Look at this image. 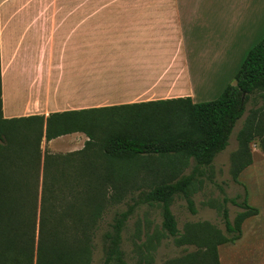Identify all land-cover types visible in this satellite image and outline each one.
<instances>
[{"label":"trees","instance_id":"obj_1","mask_svg":"<svg viewBox=\"0 0 264 264\" xmlns=\"http://www.w3.org/2000/svg\"><path fill=\"white\" fill-rule=\"evenodd\" d=\"M234 81V86L227 85L210 102L192 103L185 98L12 120L2 118L0 91V264H32L36 238V264H90L96 220L105 207L120 199L106 197L103 188L115 187L108 177L132 164L139 171L150 170L148 177L140 178L139 186L149 190L142 191L126 212L116 214L103 238V264H126L120 234L134 210L143 206L160 208L162 231L179 238V245L198 248L164 264H219L218 247L239 241L244 222L259 214L248 205L246 195L223 197L224 205L240 210L230 221L227 208L222 209L224 233L204 223L201 232L194 229L197 224L188 225L191 234L183 240L171 205L174 197L181 196L188 211L196 213L191 188L226 150L234 127L253 99H259L262 106L249 113L238 132L232 181L242 186L239 175L252 165L249 145L254 139L259 138L264 154V37L247 52ZM74 133L89 139L84 155L75 156L77 160L72 155L65 161L64 156L42 153L43 139L49 143ZM72 162H77L80 176L87 174L86 182L71 181ZM62 165L65 171L57 172ZM186 168H191L188 175L183 174ZM143 245L141 264H153L154 234Z\"/></svg>","mask_w":264,"mask_h":264},{"label":"crops","instance_id":"obj_2","mask_svg":"<svg viewBox=\"0 0 264 264\" xmlns=\"http://www.w3.org/2000/svg\"><path fill=\"white\" fill-rule=\"evenodd\" d=\"M21 1L5 0L6 16L3 14L0 27V91L4 120L33 116L46 118L51 114L185 98L196 103L199 97L208 94L219 96L227 86L225 77L230 59L223 58L218 67H212L210 58L217 53L218 48L215 44H200L196 18L191 11L196 3L191 0H162V4L169 5L168 8L159 10L137 6L130 8V13H125L131 16L132 21L134 17L139 20L145 16L146 20L136 27L161 32L176 42L173 46L146 45L133 48L132 53L137 55L131 56V60L121 65L119 60L116 61L113 79H105L104 71L92 77V16L89 8L82 13H57L51 20L54 24L50 25L49 16H44L42 12L41 1L26 6H22ZM131 4L148 6L151 3ZM200 5L204 14L208 13L204 3H198L197 8ZM211 9L212 15L218 14L219 8ZM116 14L120 15L119 18L125 15L123 12ZM131 27L135 26L132 24ZM52 29L54 34L51 33ZM191 34L195 35L194 40L185 39ZM227 34L232 39L233 50L238 51L243 41L249 38L256 44L264 36V0H227ZM182 36L184 44L179 43ZM155 52L162 55L152 56L151 53ZM64 138L68 139L69 146L77 148L66 156L72 155V159L77 160L75 156L78 153L83 152L84 155L89 141L85 134L74 133L50 142ZM40 149L42 151L41 146ZM188 164L191 165V161ZM72 165L71 181L86 182L87 174L81 177L76 172L77 162H72ZM188 169L184 170V175H188ZM149 173L150 170L139 171L132 164L128 170L115 172L108 177L110 182H115V187L106 185L103 188L104 195L120 198L111 206L120 204L125 196L138 197L142 191L148 192V188L139 186L140 178L147 174L148 177ZM76 189L83 191L81 187ZM126 223L120 234L122 251V234ZM148 234V231L144 232L140 239L145 242ZM36 249L37 238L32 264H36Z\"/></svg>","mask_w":264,"mask_h":264},{"label":"rangeland","instance_id":"obj_3","mask_svg":"<svg viewBox=\"0 0 264 264\" xmlns=\"http://www.w3.org/2000/svg\"><path fill=\"white\" fill-rule=\"evenodd\" d=\"M42 2V12L44 16H49V24H54L53 16L65 11L80 12L87 11L89 8L92 16L91 30V66L92 77L96 73L104 71L106 77L113 79L115 73V64L119 60L120 65L125 61L131 60L133 48L146 45L173 46L175 39L162 35L161 32L141 29L136 27L146 20L145 16L141 18L134 17L132 21L130 8L150 7L162 10L168 8V4H162V0H22L20 3L29 5L31 2ZM196 5L191 7L192 14L196 18L198 39L201 44L213 45L218 48L217 53L211 56L210 62L218 67L223 58L230 59L229 68L226 70L225 81L227 85H235L234 77L239 70L245 55L254 47L253 39L243 41L238 51L232 49V39L227 34V0H191ZM151 3L150 5H136L131 3ZM198 3H204L208 13L204 14ZM5 0H0V27L2 28ZM219 8L218 14H211V8ZM221 7V8H220ZM200 9V10H199ZM117 12H123L125 15L119 18ZM118 17V19H117ZM218 18V20H216ZM101 19V20H99ZM118 20V22H117ZM132 24L135 26L132 28ZM119 26V27H116ZM54 34V29L51 31ZM185 39L194 40L195 35H188ZM184 44V37L179 40ZM254 43V44H253ZM194 46V45H193ZM235 51V53H233ZM141 55V53H139ZM153 56L162 55L160 52L151 53ZM113 75L110 76V73ZM95 74V75H94ZM220 92V90H218ZM218 94H208L205 97L198 98L196 103L214 101ZM253 99V98H252ZM254 100V99H253ZM251 100L246 106L244 116L237 122L229 139V145L225 151L220 153L214 160L210 169L206 170L204 175L194 182L191 188V198L194 202L196 213L191 214L181 196H176L171 205V211L177 223L180 240L188 236L191 232L188 225H195L194 229L201 232V223L208 224L220 233H224V225L221 218V211L225 207L229 212L230 221L240 211L232 204H223V197L234 199L237 196L246 195L247 203L250 207L259 211V216L250 218L242 225V237L233 245H223L218 247L219 264H264V154L260 148L259 138L254 139L249 145L251 151L252 165L242 171L239 175V181L242 186L235 184L231 179V169L233 158L239 152L238 132L244 128L246 119L252 110L262 106L259 99ZM1 125V124H0ZM68 139L64 138L55 142H42L43 153H49L55 156H64L76 151V147L68 145ZM43 160V157H42ZM66 161V160H65ZM44 164H40L39 182L41 184ZM57 172L65 171V166L57 167ZM191 168L186 171L189 174ZM50 173L55 172L49 169ZM56 172V173H57ZM223 192V193H222ZM41 193V191H39ZM40 195V194H39ZM102 200L103 198L100 197ZM138 198L137 196H125L123 201L117 206L105 207L100 217L96 220L95 228L92 231L90 264H103L104 239L105 233L113 222V217L118 212H126L128 207ZM39 197L37 207L39 206ZM39 209V207H38ZM148 235L154 234V248L151 253L153 264H164L166 261L175 260L185 254L192 253L198 248L195 245H179V238L173 239L166 235L161 229L160 208L140 207L134 210L132 216L128 219L122 234V249L124 251V260L126 264H141L143 260L144 240L140 239L144 232ZM194 234V233H193ZM191 237V236H190ZM197 241V240H196ZM134 242V244H133Z\"/></svg>","mask_w":264,"mask_h":264}]
</instances>
